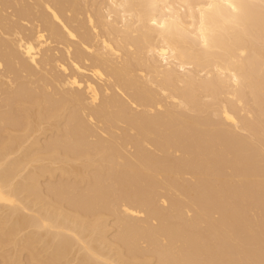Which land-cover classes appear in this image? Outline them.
I'll list each match as a JSON object with an SVG mask.
<instances>
[{
	"label": "bare ground",
	"instance_id": "6f19581e",
	"mask_svg": "<svg viewBox=\"0 0 264 264\" xmlns=\"http://www.w3.org/2000/svg\"><path fill=\"white\" fill-rule=\"evenodd\" d=\"M0 264H264V0H0Z\"/></svg>",
	"mask_w": 264,
	"mask_h": 264
}]
</instances>
